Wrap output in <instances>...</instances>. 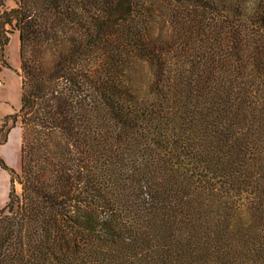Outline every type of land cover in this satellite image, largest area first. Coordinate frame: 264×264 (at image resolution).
Returning <instances> with one entry per match:
<instances>
[{
    "label": "trees",
    "instance_id": "obj_1",
    "mask_svg": "<svg viewBox=\"0 0 264 264\" xmlns=\"http://www.w3.org/2000/svg\"><path fill=\"white\" fill-rule=\"evenodd\" d=\"M15 3L0 264H264V0Z\"/></svg>",
    "mask_w": 264,
    "mask_h": 264
},
{
    "label": "rangeland",
    "instance_id": "obj_2",
    "mask_svg": "<svg viewBox=\"0 0 264 264\" xmlns=\"http://www.w3.org/2000/svg\"><path fill=\"white\" fill-rule=\"evenodd\" d=\"M16 6L15 0H0V15L7 9ZM10 43L5 48L0 63V126L3 119L14 115L21 108L22 79L19 33L11 30ZM0 157L4 159L8 167L17 172L21 171L22 164V128L21 124L12 129L8 142L0 147ZM17 191H21L19 185ZM11 192V175L7 169L0 166V209L9 202Z\"/></svg>",
    "mask_w": 264,
    "mask_h": 264
}]
</instances>
